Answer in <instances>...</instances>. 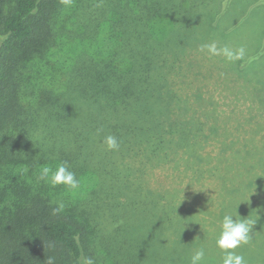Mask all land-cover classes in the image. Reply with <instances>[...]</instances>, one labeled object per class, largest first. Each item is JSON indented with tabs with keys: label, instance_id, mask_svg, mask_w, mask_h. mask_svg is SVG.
<instances>
[{
	"label": "trees",
	"instance_id": "16d2710c",
	"mask_svg": "<svg viewBox=\"0 0 264 264\" xmlns=\"http://www.w3.org/2000/svg\"><path fill=\"white\" fill-rule=\"evenodd\" d=\"M45 1L0 0V264H48L49 258L80 264L86 225L73 218L77 210L88 223L93 218L98 232L109 223L111 231L147 241L149 256L167 258L163 264L171 255L191 264L189 243L157 251L160 237L172 229L183 234L187 221L171 212L165 195L158 203L144 190V177L159 168L179 171L180 164L185 172L183 162L208 141L203 128L191 134V98L180 84L189 71L186 53L206 25L202 11L211 6L207 0H98L96 24L77 22L64 36L75 44L62 57L48 46ZM243 49L241 73L264 89L263 45L259 52ZM35 57L50 67L56 85L39 87L44 64H30ZM28 64L33 71L26 75ZM107 135L117 138L118 150L107 149ZM61 161L76 174L78 189L39 179L42 166ZM146 196L155 206H143ZM61 202L63 211L53 214ZM140 220H148V240Z\"/></svg>",
	"mask_w": 264,
	"mask_h": 264
},
{
	"label": "rangeland",
	"instance_id": "374dc122",
	"mask_svg": "<svg viewBox=\"0 0 264 264\" xmlns=\"http://www.w3.org/2000/svg\"><path fill=\"white\" fill-rule=\"evenodd\" d=\"M93 1L44 2L43 10L50 14L47 22L50 33L48 46L53 52H60L62 57L67 54L65 49L75 42L64 36L70 37L68 33L77 22L86 20L88 25L96 24L98 0L95 8ZM201 1L206 4V1ZM207 2L211 7L202 11L206 25L198 31L197 43H192L193 47L186 53L185 59L191 60L186 64L189 69L186 72L187 80L180 84V89L184 96L191 98V134L203 128L209 137L200 152H191L189 160L183 162L185 172L180 164L179 171L159 168L148 170L144 177V190L157 195L158 203L165 195V200L173 207L171 212L178 220L187 221L183 234L177 235L173 229L164 233L157 242V251L166 253L169 246L165 247L164 244L189 243L190 247L184 251H191L192 255L199 248H204V264H222L225 253L217 247L216 240L222 230L224 215H231L233 219L247 217L256 220L249 242L233 251L243 255L248 264H264V89L256 80L253 84L241 73L239 61L242 60L229 61L223 55L213 56L206 50H200L201 45L215 42L218 48L227 47L236 51L254 46V51L259 52V46L263 45L264 48V0ZM68 12L72 15L66 22ZM91 16L93 19H90ZM209 19L212 24H209ZM60 42L63 46L58 47ZM39 60L35 57L30 62L39 66L44 64L36 79L40 82L39 87L56 85L48 76L50 67L45 68L46 62L40 63ZM27 67L26 75L28 71H33L29 64ZM22 86L26 89L25 81ZM197 138L193 140L194 144L201 141L200 136ZM216 148L217 152L214 153ZM150 203L155 206L146 196L143 206L147 205L149 209ZM73 215L80 224L86 225L85 251L80 264H85L89 258L94 264L166 262L167 258L149 256L150 243L147 241L135 242L131 234L111 231L109 223L98 232V224L90 215V225L78 210ZM147 221L140 220L138 224L141 234L148 240L147 234L151 229ZM167 264L184 263L171 255Z\"/></svg>",
	"mask_w": 264,
	"mask_h": 264
},
{
	"label": "clouds",
	"instance_id": "9594fccd",
	"mask_svg": "<svg viewBox=\"0 0 264 264\" xmlns=\"http://www.w3.org/2000/svg\"><path fill=\"white\" fill-rule=\"evenodd\" d=\"M200 50H206L213 56L223 55L229 61L242 60L245 56L243 48L236 51L230 50L227 47L218 48L215 42L201 45ZM103 142L108 150H118L120 147L117 138L113 135L105 136ZM39 179L47 180L53 187L64 185L69 190H76L80 186V181L76 178V174L69 170L67 162L62 161L56 162L54 165L42 166L39 170ZM63 209L64 204L62 202L58 203L57 206L53 208V214L60 213ZM237 216L239 215L237 214ZM255 224V219L247 217L233 219L231 215H224L221 225L222 230L219 238L216 240L217 247L225 253L222 264H248L243 255H239L233 250L249 242L250 233ZM204 261L205 250L201 247L192 255L191 264H204ZM48 264H54L53 259L49 258ZM85 264H94V261L89 258L86 260Z\"/></svg>",
	"mask_w": 264,
	"mask_h": 264
}]
</instances>
